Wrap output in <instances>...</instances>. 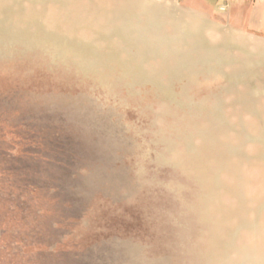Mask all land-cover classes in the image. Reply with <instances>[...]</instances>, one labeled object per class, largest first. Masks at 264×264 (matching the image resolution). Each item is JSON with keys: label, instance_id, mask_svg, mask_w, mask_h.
<instances>
[{"label": "rangeland", "instance_id": "1", "mask_svg": "<svg viewBox=\"0 0 264 264\" xmlns=\"http://www.w3.org/2000/svg\"><path fill=\"white\" fill-rule=\"evenodd\" d=\"M203 2L0 0V264H264V71L161 44L242 42Z\"/></svg>", "mask_w": 264, "mask_h": 264}, {"label": "crops", "instance_id": "2", "mask_svg": "<svg viewBox=\"0 0 264 264\" xmlns=\"http://www.w3.org/2000/svg\"><path fill=\"white\" fill-rule=\"evenodd\" d=\"M218 2L219 0H216L215 9L203 2V6L199 7L200 11L210 17H223L227 21V29L235 31L242 42H231V37L226 38L225 32L218 29L219 41L210 40L209 43L219 46L223 53L239 56V63L247 70L256 74L264 71V0H231L226 13L219 12ZM234 61L238 62V59Z\"/></svg>", "mask_w": 264, "mask_h": 264}, {"label": "water", "instance_id": "3", "mask_svg": "<svg viewBox=\"0 0 264 264\" xmlns=\"http://www.w3.org/2000/svg\"><path fill=\"white\" fill-rule=\"evenodd\" d=\"M145 7H146L145 9H148L147 11H145V16H149V22L151 24L149 26V29L156 27L157 30H161V26L157 25L155 22H157V20L160 18L161 15H165V12L163 11L150 12L151 11L149 9L150 6L146 4ZM177 25H178L177 28L179 29L181 36H178L176 38L174 37V39L173 38L164 39L162 40L163 41L161 43L162 45L165 44L167 46H170L172 43L182 41L183 46L191 47L193 45L194 50H197L199 53H203L206 58L204 59L205 62H217L219 64L220 63H227V64L234 63L233 60L226 59L225 57H223V55L225 54L221 52V48L219 46L211 45L201 35L200 30H196V31L192 30L189 26H186L182 23H177ZM43 36L41 39H45L46 37H49L46 34H44ZM139 38H141L140 40L142 39L144 41L146 40V37L144 36V34H141ZM13 41L20 42L24 44L26 47H29L31 44V36L26 31L13 32V30L9 29L5 25H3V23L0 22V51L3 48H5L8 44H10L9 42H13ZM159 43L157 44L156 42H154V43H151L150 46L152 47L155 46L154 49L157 50ZM57 50H55L57 52V54L55 53V55L58 57H60L59 55H63L66 52H70L77 58V60H79L81 67H83L84 69L94 68L95 56L93 54V51L87 45L59 43L57 45Z\"/></svg>", "mask_w": 264, "mask_h": 264}, {"label": "built area", "instance_id": "4", "mask_svg": "<svg viewBox=\"0 0 264 264\" xmlns=\"http://www.w3.org/2000/svg\"><path fill=\"white\" fill-rule=\"evenodd\" d=\"M231 0H219L218 10L220 13H226L229 10Z\"/></svg>", "mask_w": 264, "mask_h": 264}, {"label": "bare ground", "instance_id": "5", "mask_svg": "<svg viewBox=\"0 0 264 264\" xmlns=\"http://www.w3.org/2000/svg\"><path fill=\"white\" fill-rule=\"evenodd\" d=\"M125 12H126V11H125ZM125 12H123V13H125ZM119 13H120V12H119ZM121 13H122V12H121ZM111 14H113V16H114V15L117 14V12H115V13H111ZM4 16H5V18H3L1 21L4 22V23H7V22H8V21H7V16H6L5 14H4ZM124 17H125V16H124ZM111 18H112V17H111ZM111 18H110V19H111ZM125 19H126V17L124 18V20H125Z\"/></svg>", "mask_w": 264, "mask_h": 264}, {"label": "trees", "instance_id": "6", "mask_svg": "<svg viewBox=\"0 0 264 264\" xmlns=\"http://www.w3.org/2000/svg\"><path fill=\"white\" fill-rule=\"evenodd\" d=\"M23 242H24V241H23ZM21 248H22V246H21ZM23 249L26 250V249H28V248H27L26 246H23Z\"/></svg>", "mask_w": 264, "mask_h": 264}]
</instances>
